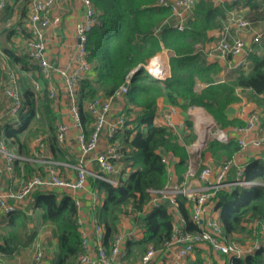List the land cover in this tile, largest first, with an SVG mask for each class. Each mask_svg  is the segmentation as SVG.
<instances>
[{
  "label": "trees",
  "instance_id": "16d2710c",
  "mask_svg": "<svg viewBox=\"0 0 264 264\" xmlns=\"http://www.w3.org/2000/svg\"><path fill=\"white\" fill-rule=\"evenodd\" d=\"M91 1L99 20L87 33L85 42L86 57L95 73L92 78L81 80L79 88L78 105L83 125L91 121L85 102L98 94L110 95L134 70L123 104L126 127L109 139L118 143L119 160L125 166L118 174L120 180L115 185L91 175L86 179L97 195L93 212L95 222L103 227L105 247L118 231L120 216L130 214L140 236H128L118 257L130 264L138 262L149 247L164 248L176 225L175 212L182 218L181 228L184 230L198 232L203 229L202 224L191 219V201L182 193L175 195V202L163 199L144 212L151 198L150 189L165 187L170 177L181 183L191 165L197 175L207 154L213 164H222L232 160L241 149L234 137L223 142L209 135L200 151L190 153L187 147L195 139L192 117L184 121L185 129L172 130L155 121L157 99L166 95L171 104L182 110L201 106L222 129L242 125L241 119L229 118L226 109L240 100L239 89H250L257 103L261 102L264 96V51L258 53L251 49L245 67L231 70L220 79V64L209 61L202 47L212 39L210 31L221 27L231 5L198 0L187 27L179 31L165 23L170 11L157 5V0ZM28 3L29 0H13L5 7L0 23V89L6 79L4 60L18 66L24 73L21 80L24 108L18 120L6 121L2 125V135L7 146L13 145L17 151L29 156L27 134L39 126L38 131L44 134V147L54 158L64 159L67 152L55 136L54 101L44 91L42 100L35 102L31 77L38 67L27 57L17 55L13 43L15 37L28 35ZM163 48L168 51L170 74L164 80H158L141 63ZM197 83L202 86L197 87ZM166 154L173 161L171 173L162 160ZM18 163L16 161L15 166ZM21 163L26 174L31 175L33 167L30 163L27 160ZM242 176L257 183L249 187L235 186L231 190L221 188L212 197V209L217 212L216 218L225 239H233L236 233L251 234L244 224L248 214L264 221V160L249 159L242 168ZM32 198L31 207L41 209L42 219L53 225L57 239L49 264H80L82 236L77 222L78 209L71 194L64 190L38 188L32 192ZM7 217V234L0 242V252L10 256L17 251L18 244L28 246L33 236H28V216L24 211L17 209ZM195 254L187 264H264V242L259 249L243 257L226 258L221 263L215 260L207 263L200 251Z\"/></svg>",
  "mask_w": 264,
  "mask_h": 264
},
{
  "label": "built area",
  "instance_id": "2783aa9c",
  "mask_svg": "<svg viewBox=\"0 0 264 264\" xmlns=\"http://www.w3.org/2000/svg\"><path fill=\"white\" fill-rule=\"evenodd\" d=\"M8 0H0V12L7 5ZM68 0H29L27 10L26 29L28 35L15 37L13 40L17 55L27 57L37 65L35 74L31 77L33 98L40 102L44 91L49 98L53 99L54 105L58 102L59 89H62L68 99L69 121L61 120L55 124V136L59 143L65 142L70 125L78 128L76 139L79 145L76 163L74 164L75 175L63 176L57 169V162L45 160V172L35 171L25 179H21L14 189L0 191V211L11 214L19 208L23 202L32 201V192L35 189H59L71 194L77 208L81 202L73 193L86 187V179L91 175L117 184L120 180L114 174L118 171L115 160L120 157L118 143L110 142L105 152L99 151L94 160L98 164L95 170L87 167L88 156L97 151L102 137L108 140L117 132L126 127V116L123 110H114L116 103H123L130 82L132 70L115 91L108 96L96 95L85 102V110L91 117V127L88 132L84 131L83 120L78 105V94L81 80L94 76L93 65L87 60L85 42L87 33L94 24L98 22V11L91 0H80L82 4L81 14L74 23V33L77 44L72 51L69 60L60 64L50 58L48 52V33L53 21L59 19L54 16L55 12L63 10ZM198 0H157V5L169 9V15L165 23L176 30H184L189 18L192 17L194 7ZM214 5L229 4L223 24L217 29L216 40L210 45L207 54L215 58H221L226 63V69H239L248 63V53L251 51L249 45L260 43L264 39V22L254 24L251 19L240 11L241 0H210ZM250 34V41L246 39L245 33ZM155 58V59H154ZM141 65L147 69L158 80H164L169 76L165 64L159 54L146 59ZM3 67L6 79L0 89V178L4 173H13L15 162L27 160L14 147L7 146L2 135V125L6 121L18 120V115L24 108L21 92V80L24 74L18 66L4 60ZM178 108L170 104L160 112L161 123L172 130L179 132L183 127L182 122L175 120ZM261 112L253 110L247 116L245 123L236 127L237 141L240 148L248 145L260 146L264 143V131L251 139L245 136L251 131L260 130ZM212 137L219 141H227L230 134L222 128L214 129ZM32 143L34 149H43L45 146L44 134L33 133ZM166 167L171 173L173 161L168 154L162 157ZM233 167L232 160L222 164L204 163L197 175L193 167L187 168L184 180L179 183L170 177L165 187L161 189H150L151 198L144 207V212L153 206H157L163 199L175 202V195L184 194L191 201L190 217L203 229L198 232L187 231L176 224L170 238L165 241L164 248L154 249L149 247L140 257L136 264H149L156 255H162L169 264H187L195 249L203 244L218 255L230 257H243L248 253L259 249L264 242V221L252 218L249 214L244 222L247 230L251 231L250 237L243 242L233 239H225L221 233L218 219L213 216L214 193L221 188L227 190L235 186L249 187L256 184V180L246 179L242 176V167L237 166L235 175L229 177ZM196 178L198 185H193L191 179ZM28 213L32 208H28ZM77 222L81 231V247L83 252L79 255L80 264H113L123 252L126 234L118 230L109 246L105 247L102 242L103 227L93 222V242L91 236L82 228V218L78 215ZM211 263L210 259L205 260ZM0 264H7L0 257ZM30 264H45V254L41 246H37L33 253Z\"/></svg>",
  "mask_w": 264,
  "mask_h": 264
},
{
  "label": "crops",
  "instance_id": "0c3cea01",
  "mask_svg": "<svg viewBox=\"0 0 264 264\" xmlns=\"http://www.w3.org/2000/svg\"><path fill=\"white\" fill-rule=\"evenodd\" d=\"M227 1V0H226ZM13 0H8L7 5L11 4ZM240 11L243 15L251 19L254 24H262L264 22V0H241L240 4ZM82 4L80 0H68L65 4L63 10L55 12L54 16H58L59 19L57 21H53L51 29L48 33V52L50 58L56 60L60 64H65L70 58V55L77 44V38L74 33V23L78 19L81 14ZM5 14V9L0 12V23L2 22ZM216 33L217 29L210 31L209 35L212 39L209 42H206L202 50L205 53L207 59L209 61H216L221 66V71L219 74L220 79H224L231 70L234 69H226V63L221 58H215L207 54V50L210 45L216 40ZM245 37L247 41H250V34L246 32ZM251 49H255L258 53H262L264 51V39L260 43H252L249 45ZM159 54L163 63L165 64V68L169 71V64H168V51L167 49L163 48L161 51L156 53L155 55ZM202 86V84H200ZM200 86V87H201ZM238 94L240 96V100L231 104L227 109V115L229 118H238L241 119L244 123L247 116L253 110H258L261 112V123H260V130L258 131H251L246 134L247 139H251L258 135L260 131H264V96L261 99V102L257 103L255 98L253 97L250 89H239ZM102 95V94H100ZM57 103L53 105L54 113L57 117L55 124L61 120L69 121V111H68V99L62 89H59V95L57 98ZM171 103L167 99L166 95L160 96L156 102L155 108V121L161 123L160 112L162 109L168 107ZM123 110V103H116L114 106V110ZM201 106H191L187 110L178 109V114L175 116V120L178 122L183 123V127L181 129H185L184 121L188 117H192L193 119V127L195 133H197L201 127L203 126L204 117L201 115L205 113L206 110ZM205 111V112H204ZM208 113L206 112V115ZM209 115V114H208ZM209 117H211L209 115ZM212 118V117H211ZM213 119V118H212ZM243 123V124H244ZM242 124V125H243ZM241 125H231L224 128L229 134L230 138L234 137L237 139V131H235L236 127ZM91 124H84L83 128L85 132H88L90 129ZM78 128L73 125H70L67 139L63 143H59L63 149L66 150V158L64 159H57L54 158L52 153L44 147L43 149H34L32 139H29L27 142L28 148L30 150V155L26 156L21 154L27 158V161L33 167V172L40 171L44 173L46 168L45 160H54L57 162V169L59 173L63 176H74L75 169L74 164L76 163L77 154L79 152V145L76 139V135L78 132ZM207 138V137H206ZM206 139L204 140L205 144ZM109 145V140L105 137L100 139L97 151L92 153L88 156L87 159V167L89 169L95 170L98 168L97 162L94 160V156L97 152L102 151L105 152ZM204 146V145H203ZM14 147V146H12ZM16 150L17 148L14 147ZM188 151H190V147H187ZM193 151V150H192ZM198 152V151H197ZM261 159L264 160V143L260 146L248 145L245 148L240 149L234 157L232 158L233 167L230 171L229 177L235 175L236 167H242L249 159ZM0 159V163H1ZM115 165L118 171L114 174L118 176L119 172L125 167L123 166V162L119 160H115ZM205 163L213 164L210 158V155H206ZM172 166V165H171ZM191 167H193L191 165ZM128 169V167H126ZM125 169V170H126ZM31 173V174H32ZM123 173V172H122ZM29 174H26L25 170L23 169L22 163L19 162L15 166V170L13 173H4L0 178V191L4 189H14L18 186V183L21 179H25L28 177ZM191 183L193 185H198V180L196 178L191 179ZM58 190L59 189H55ZM79 198L81 204L77 208L78 215L82 218V228L91 236L90 242H93L94 232H93V222H95L93 207L97 201V195L94 191H92L89 183L86 184L85 189L79 190L73 193V196ZM33 200V198H32ZM32 201L23 202L19 205V210L24 211L28 216L27 222V233L28 236H33L31 242L28 246L22 247L20 244L17 245V251H13L10 256L3 254L0 252V257L7 263V264H30L33 260V253L31 254L30 258L23 257V252L26 251L30 245H34V250L37 246H41L44 250L45 254V264H49L50 258L52 257L54 251L57 247V239L53 232V225L42 219V212L40 208H33L31 207ZM32 208V212L28 213V208ZM213 216H217V212L213 211ZM9 221V217L3 214L0 211V242L3 241V236L7 234V223ZM182 218L180 215L175 212V223L181 225ZM136 226L133 225V222L130 218V214L128 215H121L118 222V230L124 232L126 237L140 234L136 233ZM243 233H236L234 234L235 237H242L244 241L246 238L245 235L242 236ZM250 234V233H249ZM28 238V237H27ZM196 251H200V255L206 260L210 259L212 261L223 262L226 257L224 255H218L214 251H212L208 245H201L197 247L191 256V259L195 257ZM24 258V259H23ZM189 259V260H191ZM15 260V261H12ZM26 261V262H20ZM113 264H129V262L125 261L124 259L119 258ZM149 264H169L162 255H156Z\"/></svg>",
  "mask_w": 264,
  "mask_h": 264
},
{
  "label": "rangeland",
  "instance_id": "374dc122",
  "mask_svg": "<svg viewBox=\"0 0 264 264\" xmlns=\"http://www.w3.org/2000/svg\"><path fill=\"white\" fill-rule=\"evenodd\" d=\"M221 75V74H220ZM220 77V76H219ZM201 83H197V87H200ZM204 110V109H203ZM205 112V111H204ZM201 115H203V117L205 118L203 121V126L201 127L202 129L199 130L198 132V136L197 133H195V139L194 142L192 144L189 145L190 147V151L192 153H197V151H200V149L203 147L204 145V140L206 139V137H208L209 135L212 136L211 134L214 132V129L219 128L216 126L214 120L209 117V115H206L205 113H202ZM38 127V128H37ZM41 129V127L36 126L35 129H33V132L27 134V140L32 138L33 133L38 132V130ZM13 145H11L10 147H12ZM15 147V146H14ZM193 150V151H192ZM245 235L244 237H250V234L245 232L242 234V236ZM233 240L237 241V242H243L242 237H234ZM34 251V245H30V247H28L26 249V251L23 252V257L25 258H30L32 252ZM24 259V258H23ZM15 261V260H12ZM20 262H26V261H20ZM137 262V261H136ZM136 262L134 263H130V264H136Z\"/></svg>",
  "mask_w": 264,
  "mask_h": 264
},
{
  "label": "bare ground",
  "instance_id": "6f19581e",
  "mask_svg": "<svg viewBox=\"0 0 264 264\" xmlns=\"http://www.w3.org/2000/svg\"><path fill=\"white\" fill-rule=\"evenodd\" d=\"M155 59V58H154Z\"/></svg>",
  "mask_w": 264,
  "mask_h": 264
}]
</instances>
